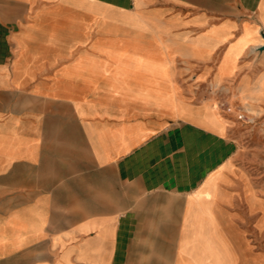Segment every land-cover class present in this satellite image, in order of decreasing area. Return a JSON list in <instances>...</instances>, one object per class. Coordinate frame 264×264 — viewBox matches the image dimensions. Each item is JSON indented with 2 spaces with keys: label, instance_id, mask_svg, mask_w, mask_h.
I'll list each match as a JSON object with an SVG mask.
<instances>
[{
  "label": "crops",
  "instance_id": "obj_1",
  "mask_svg": "<svg viewBox=\"0 0 264 264\" xmlns=\"http://www.w3.org/2000/svg\"><path fill=\"white\" fill-rule=\"evenodd\" d=\"M262 32L264 0H0V264H264L231 115L176 89L261 113Z\"/></svg>",
  "mask_w": 264,
  "mask_h": 264
},
{
  "label": "rangeland",
  "instance_id": "obj_2",
  "mask_svg": "<svg viewBox=\"0 0 264 264\" xmlns=\"http://www.w3.org/2000/svg\"><path fill=\"white\" fill-rule=\"evenodd\" d=\"M176 89L179 97L187 102L198 104L212 100L222 113L231 115L229 131L239 145L235 164L253 190L264 197V111L252 114L238 106L232 107L225 88L213 86L197 72L180 76ZM241 114L245 117L240 118Z\"/></svg>",
  "mask_w": 264,
  "mask_h": 264
},
{
  "label": "water",
  "instance_id": "obj_3",
  "mask_svg": "<svg viewBox=\"0 0 264 264\" xmlns=\"http://www.w3.org/2000/svg\"><path fill=\"white\" fill-rule=\"evenodd\" d=\"M262 36H263V38H264V32H262ZM259 50H260V51H263V50H264V44H263L262 46L259 47Z\"/></svg>",
  "mask_w": 264,
  "mask_h": 264
},
{
  "label": "built area",
  "instance_id": "obj_4",
  "mask_svg": "<svg viewBox=\"0 0 264 264\" xmlns=\"http://www.w3.org/2000/svg\"><path fill=\"white\" fill-rule=\"evenodd\" d=\"M239 117L240 118H244L245 117V114H241Z\"/></svg>",
  "mask_w": 264,
  "mask_h": 264
}]
</instances>
